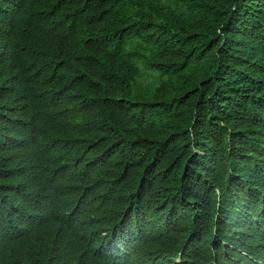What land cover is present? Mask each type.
<instances>
[{"label": "trees", "instance_id": "1", "mask_svg": "<svg viewBox=\"0 0 264 264\" xmlns=\"http://www.w3.org/2000/svg\"><path fill=\"white\" fill-rule=\"evenodd\" d=\"M0 264H264V0H0Z\"/></svg>", "mask_w": 264, "mask_h": 264}]
</instances>
